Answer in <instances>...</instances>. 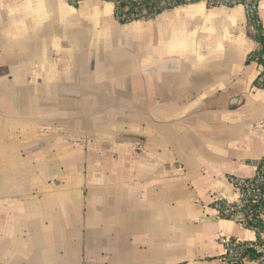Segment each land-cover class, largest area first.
I'll return each instance as SVG.
<instances>
[{
    "label": "crops",
    "instance_id": "obj_1",
    "mask_svg": "<svg viewBox=\"0 0 264 264\" xmlns=\"http://www.w3.org/2000/svg\"><path fill=\"white\" fill-rule=\"evenodd\" d=\"M258 49L242 5L123 25L106 0H0V264H227L221 238L255 241L213 203L264 158Z\"/></svg>",
    "mask_w": 264,
    "mask_h": 264
},
{
    "label": "built area",
    "instance_id": "obj_2",
    "mask_svg": "<svg viewBox=\"0 0 264 264\" xmlns=\"http://www.w3.org/2000/svg\"><path fill=\"white\" fill-rule=\"evenodd\" d=\"M69 2V0H67ZM83 0H80L82 2ZM115 6V15L117 20H126L128 22H136V21H149L154 19L159 14L172 10L181 6L190 5L198 2H204L209 7H218L224 6L220 0H161L160 4L152 6L150 8L141 5L140 3L136 6L134 10H130L129 7L125 9L124 14L120 12V0H108ZM75 2V0H73ZM241 5L245 7L247 14H257L258 5L252 4L250 0H241ZM70 3V2H69ZM72 3V1H71ZM259 87L264 90V76H259L256 79ZM256 173L251 178H232V182L237 189V199L231 203L225 202L222 200H215L213 203L214 209L221 216L222 210L225 211L227 215H229L231 220L235 221L239 225L243 226L246 219L251 217L250 207L246 204L249 197L252 195L255 187L253 181H256L258 184L264 183V162H257L255 164ZM258 193L260 192L259 187L256 190ZM225 205H234L233 209H224ZM221 243L225 249V258L234 259L240 252H242L248 245L245 241L230 239L227 237L221 238ZM250 244V243H249ZM262 253H264V248H258ZM227 258V259H226Z\"/></svg>",
    "mask_w": 264,
    "mask_h": 264
},
{
    "label": "trees",
    "instance_id": "obj_3",
    "mask_svg": "<svg viewBox=\"0 0 264 264\" xmlns=\"http://www.w3.org/2000/svg\"><path fill=\"white\" fill-rule=\"evenodd\" d=\"M72 1V3H71ZM108 1V0H106ZM224 6L234 7L236 5H241V0H220ZM70 4L74 7H78L80 5V0H69ZM161 0H120V12L124 14L125 9L127 7L130 10H134L136 6L140 3L147 8L160 4ZM252 4L259 5L260 0H250ZM249 23L255 28V40L259 44V49L253 52L247 63L254 62L260 68L261 72L259 76H264V27L262 26L260 19L258 17V13L256 14H247ZM120 23L123 25L129 24L130 22L120 20ZM255 85L259 87L257 81H255ZM260 88V87H259ZM258 162H264V158ZM255 184V189L252 195L249 197L246 204L250 207L251 217L246 219L243 227L246 229L253 230L256 234L255 241L247 242V247L240 252L234 259H227V264H248L250 262H256L258 264H264V253H262L258 248H264V183L258 184L256 181H253ZM259 187L260 192L258 193L256 190ZM234 205H225L224 209H233ZM221 218L230 219L231 217L222 210ZM250 243V244H249ZM225 258V256H224Z\"/></svg>",
    "mask_w": 264,
    "mask_h": 264
}]
</instances>
